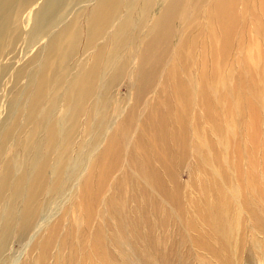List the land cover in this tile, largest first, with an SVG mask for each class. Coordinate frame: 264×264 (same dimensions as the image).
Returning a JSON list of instances; mask_svg holds the SVG:
<instances>
[{
    "label": "rangeland",
    "instance_id": "1",
    "mask_svg": "<svg viewBox=\"0 0 264 264\" xmlns=\"http://www.w3.org/2000/svg\"><path fill=\"white\" fill-rule=\"evenodd\" d=\"M6 1L0 264H264V0Z\"/></svg>",
    "mask_w": 264,
    "mask_h": 264
},
{
    "label": "bare ground",
    "instance_id": "2",
    "mask_svg": "<svg viewBox=\"0 0 264 264\" xmlns=\"http://www.w3.org/2000/svg\"><path fill=\"white\" fill-rule=\"evenodd\" d=\"M6 3L8 5L10 4V2H8V0L6 1ZM137 11H138L137 19L139 18L138 22H141L140 17L142 15L141 12L143 10H140V12H139V9L137 8ZM140 13H141V15H140ZM131 41H132V38H131L130 42ZM114 69H116V67H114ZM91 80L92 79L90 78V79H88L87 82L90 83ZM39 96H41V92L39 93ZM102 97L103 96L101 94L100 97H99V102L97 103V106H96V109L98 108V113H100L101 110H102V102H101L102 101ZM30 110H31V113H34V111H35V103L33 104V107ZM109 127H110V125L107 126L106 128H104V132H103L102 135H104L108 131ZM9 136H10L9 133H7L5 135V140H7L9 138ZM31 136H30V139L28 140L29 143L31 142V139H32ZM95 141H98V140H96V138L93 137L91 142H90V145L88 147H86L87 148L86 150H84V153H81L78 156L76 155L77 157L75 159H72V160H70L68 162V164L66 165L65 171H64L66 179H68V178L71 179L72 177L77 176L78 173H82L83 172V169L85 168L86 164H88L90 162V160H91L92 152L97 147L96 145H98V144H96ZM71 166L74 169H73L72 174L69 177V174L67 173V170H69V168ZM50 168H51V171H52L53 168H54V164L51 165ZM2 171L3 172H1V174H0V196H1L0 197L1 198L0 199V207H1L2 203L6 200V199H4V196L8 192V190L10 189L9 188V184H10V181H11V171L8 172L6 169L2 170ZM37 172H38V175L41 176L43 170H42V172H40V170H38ZM35 183H36V181H35ZM33 184H34V182L30 181L28 186L26 188H24L23 187V185H24V177L20 176V178L14 183V185H13L14 189H12L11 195H10V197H12V199H17V197H20L25 192H27L28 200L24 203L23 207L18 212L19 213V223H20L21 227H23L25 229H29L31 227V225H33L34 219L37 216L36 206H35V199H36L37 196H36V194L34 195V192L32 190H30V188H31V186ZM12 207L13 206H11L10 209L13 212V211H15V207L14 208H12ZM6 220L7 221H5L4 228L5 229H12L13 226L15 225L14 224L15 222L13 221L14 217L11 220L10 219H6Z\"/></svg>",
    "mask_w": 264,
    "mask_h": 264
},
{
    "label": "water",
    "instance_id": "3",
    "mask_svg": "<svg viewBox=\"0 0 264 264\" xmlns=\"http://www.w3.org/2000/svg\"><path fill=\"white\" fill-rule=\"evenodd\" d=\"M70 172V169L69 170H67V173H69Z\"/></svg>",
    "mask_w": 264,
    "mask_h": 264
}]
</instances>
